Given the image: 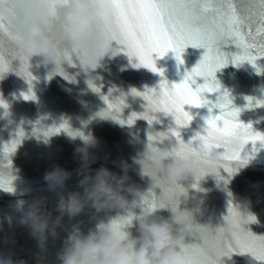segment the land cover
<instances>
[{
    "label": "water",
    "instance_id": "95a60500",
    "mask_svg": "<svg viewBox=\"0 0 264 264\" xmlns=\"http://www.w3.org/2000/svg\"><path fill=\"white\" fill-rule=\"evenodd\" d=\"M236 6L243 7L240 4ZM4 28L13 31L7 18ZM220 47L225 54L239 53L232 43H222ZM8 51L5 36V57ZM204 52V48L188 46L182 54V64L172 51L163 57L154 54L156 67L163 71V76L143 66L134 67L139 63L138 58L129 57L121 51L114 60H106L102 66L87 73L80 70L78 61H65L57 68L55 64L45 65L39 63V58H33L25 67H19V61L6 59L3 78H0V100L7 105V108L0 106V182L3 184L0 188V264H60L58 253L73 224L80 222L86 234L95 229L100 219L115 216V212L97 215L94 209H85L74 219L65 216L57 229L58 236H50L44 249L38 246L29 228L21 223L20 208L26 207V202L34 197H47V209L55 208L56 195L48 191L44 180L45 173L54 166L59 165L71 173L65 193L83 192L79 184L81 162L75 153L81 141L69 139L61 127L65 122L67 128L81 129L85 133L91 131L97 138L96 147L91 149L94 158L90 168L93 174L100 167H106L122 175L118 162L126 160L132 164V158L142 152L148 143L149 134L176 129L185 143L192 141L197 146L199 142L193 137L197 133L205 135L207 118L220 115L215 103L225 92L232 102L230 107L240 109L238 121L251 125L254 132L264 135V103H257L264 102V58H257L256 65L261 69L258 73L252 63L244 61L236 65L228 55L226 66L215 73L219 91L203 94L210 101L208 105H185V110L193 119L183 127L177 126L175 118L169 113L150 111L143 95L132 94V89L140 93L149 89L162 92L159 85L163 80H167L169 85L180 83L199 63ZM203 83L204 77H197L196 83L191 86L195 90ZM29 94L36 99L25 100L22 96ZM105 97L108 99L105 100ZM248 98H251V107H248ZM120 99H123V105H120ZM109 103L113 104L112 109H109ZM133 113L137 118L128 124ZM145 115H150L151 124L142 117ZM120 120L125 123L121 124ZM166 142L175 144L176 137L170 135ZM239 154L242 159L247 158L246 166L240 161L229 162L234 169L231 174L222 168L219 172L222 178L206 174L196 187L192 186L196 181L182 182L189 195L183 207L193 212L199 224H206L210 215L213 222L222 224L228 208L235 209L233 196L248 198L251 200L250 213L255 219L242 227L254 236L264 237V146L259 141L255 146L249 142ZM128 174L131 177L129 183H135L145 191L150 187L149 178L141 177L137 166L130 168ZM9 187L15 189L16 194H10L7 191ZM152 191L159 194L160 189ZM20 202L25 203L21 205ZM170 209L165 207L158 211L167 216ZM200 209L204 210L203 216L199 214ZM58 214L53 212V216ZM130 231L136 234L135 228ZM196 242L202 243L201 232H194L193 229L186 241V245L193 246V258L197 254ZM231 246L236 248L234 243ZM217 264H264V261L256 259L250 252L233 250L227 256H220Z\"/></svg>",
    "mask_w": 264,
    "mask_h": 264
},
{
    "label": "clouds",
    "instance_id": "9594fccd",
    "mask_svg": "<svg viewBox=\"0 0 264 264\" xmlns=\"http://www.w3.org/2000/svg\"><path fill=\"white\" fill-rule=\"evenodd\" d=\"M108 11L114 12L115 9L109 7ZM24 18L26 28L18 53L28 61L39 58V63L58 66V62H65V45L79 44L86 49V55L79 63L80 70L87 73L120 54L119 45L111 38L109 27L93 31L96 12L89 0H70L59 30L54 28L42 0H29L25 5ZM161 133L166 132L154 135L159 138ZM66 134L71 141H81L75 153L81 162L79 184L83 192L65 193L71 173L56 165L44 175L48 191L56 195L55 208L47 209V197H34L26 202V207L20 208L21 223L29 228L38 246L44 249L50 236H58L57 229L65 216L74 219L85 209H94L97 215L115 212V216L100 219L95 229L86 234L80 222L73 224L58 253L60 264H189L183 247L195 226L203 229L201 241L208 246V253L215 256L219 230L222 228L230 234L252 216L251 200L233 196L235 213L229 220L216 223L210 215L206 224H199L193 212L183 207L189 199L186 190L176 195L175 206L171 207L167 216L161 215L159 208L145 205L147 193L161 185H182V182L195 181L204 173H219L227 162V155L242 151L243 137L238 132L227 137L223 148L217 147V142L211 140L200 148L199 156L185 155L182 158L174 156L175 148L170 142L148 141L143 151L132 158V164L126 160L118 162L122 175L106 167H100L93 174L90 168L94 158L91 149L98 141L91 131L85 133L81 129L68 128ZM133 166L138 167L141 177L149 178L147 191L129 183L131 177L128 173ZM8 192L16 194L15 189ZM20 203L23 205L25 202ZM198 211L203 216L204 210ZM53 212L59 214L53 216ZM131 228H135V235Z\"/></svg>",
    "mask_w": 264,
    "mask_h": 264
},
{
    "label": "snow or ice",
    "instance_id": "6c2138e0",
    "mask_svg": "<svg viewBox=\"0 0 264 264\" xmlns=\"http://www.w3.org/2000/svg\"><path fill=\"white\" fill-rule=\"evenodd\" d=\"M96 12V19L93 24V31L99 32L105 27L111 29V38L119 45V50L125 52L129 57H137L138 64L134 67H146L153 72L163 71L156 67L154 54L159 57L165 56L169 51L175 53L179 63H183L182 54L188 46L204 48L205 52L199 63L189 72L178 84L169 85L163 80L159 88L163 91L149 89L145 93L132 89L134 96L143 95L148 101L150 111L160 110L169 113L175 118L177 126L183 127L193 119L192 115L185 110V105L202 107L210 101L204 98V93L219 91L220 85L215 81V73L218 69L226 66L227 56L231 55L232 62L236 65L244 61L252 63L257 68V58H264V0H89ZM29 0H0V78H3L6 59L8 61H19V67H25L28 59L18 53L20 39L23 37L26 28L24 18L25 5ZM44 10L54 22V28L59 30L64 22L68 11L70 0H42ZM237 4L243 5L237 8ZM115 9L109 12L108 8ZM13 26V31H6L4 20ZM7 36L9 51L7 57L4 52V37ZM235 44L239 53L225 54L221 51V44ZM63 53L64 61L79 62L86 55L83 45H65ZM62 64L58 62L57 68ZM197 77H204L205 83L198 85L194 90L192 84L196 83ZM50 78V77H49ZM91 83V81H89ZM25 100H35L34 95H22ZM105 100L108 98L105 97ZM248 107L252 106L251 98H248ZM123 105V99L119 101ZM231 100L225 92L218 98L215 107L220 109V115L207 118L205 135L199 133L193 137L198 141L194 146L190 141L185 143L176 129L161 133L159 138L149 134L148 141L161 143L169 136H175L177 143L173 144L176 158L185 155L199 156L200 148L211 140L217 142V147L223 148L226 139L234 132L243 137L242 151L245 145L252 142L255 146L259 141L264 146V135L254 132L251 125H245L238 121L240 109L230 107ZM258 104L264 102H257ZM0 106L7 108V105L0 100ZM109 109L113 104H108ZM211 108L209 111L211 112ZM152 123L150 115L142 116ZM136 113L128 119L131 124L136 119ZM125 123L123 120L119 121ZM68 131L67 123L61 125ZM224 165L225 171L232 173L234 170L231 161L247 163V158L241 154H229ZM206 173L202 174L205 176ZM218 178L219 173L216 174ZM201 176V177H202ZM201 177H198L192 186L196 187ZM227 183V182H226ZM0 188H3L0 182ZM157 189V188H156ZM159 194L156 191H149L145 205L152 208H165L175 206V197L178 193L185 191L182 185H161ZM12 187L7 191H13ZM231 196V193H228ZM235 213V209L228 208V214L223 217L224 221L229 220ZM255 218L249 216L246 223L252 222ZM199 226L194 227V232H202ZM222 228L219 230L216 244L217 254L213 256L208 253L207 245L196 242V256L193 258V246L186 245L183 251L189 264H217L220 256L229 255L233 250L250 252L256 259L264 261V237L254 236L246 232L242 226L230 233ZM234 243L236 248H232Z\"/></svg>",
    "mask_w": 264,
    "mask_h": 264
}]
</instances>
